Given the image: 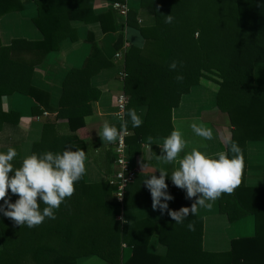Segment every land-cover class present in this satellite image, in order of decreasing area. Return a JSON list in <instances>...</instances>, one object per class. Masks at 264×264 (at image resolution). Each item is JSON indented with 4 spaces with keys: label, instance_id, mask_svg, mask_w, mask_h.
Instances as JSON below:
<instances>
[{
    "label": "trees",
    "instance_id": "16d2710c",
    "mask_svg": "<svg viewBox=\"0 0 264 264\" xmlns=\"http://www.w3.org/2000/svg\"><path fill=\"white\" fill-rule=\"evenodd\" d=\"M114 1L125 2L36 0L32 22L42 38L15 37L9 44H3L0 38L2 141H20V136L8 130L17 127L20 111H4L1 103L2 96L18 93L31 99L35 114L55 112L53 119L44 121L30 155L45 151L62 153L69 146L90 154L89 134L82 136L87 127L84 118L92 113L90 102L100 96L91 79L110 65L94 35L89 33L86 37L91 47L83 64L67 70L55 108L50 105L49 92L34 82V72L49 54L59 50L63 39L77 38L73 21H98L103 32L115 29L113 9L95 11L97 4ZM23 4V0H0V16L22 10ZM140 5L153 10V24L142 25L129 11L125 19L127 30L119 33L114 43L118 51H123L125 41L129 44L122 54V91L128 101L123 120L113 124L119 130L127 121L125 142L129 156L138 154L141 146L149 143L147 137L153 138L152 144L155 137L171 133V110L179 104L182 94L202 80L215 82L217 106L228 114L234 127L225 152L231 156L230 144L235 141L244 154L248 138L264 137V86L254 83L252 71L255 61H264V0H140ZM166 15L174 17L172 23L165 22ZM173 60L178 62L175 71L169 69ZM177 75L184 77L182 82L175 79ZM142 105L146 106L143 124L133 128L127 110L137 111ZM93 147L92 150H98L93 156L95 162L110 176L116 170L113 151L106 152L100 163L103 145ZM11 163L19 168L22 159L17 156ZM152 174L159 177V173L141 172L134 180L147 179ZM168 174V193L174 197L168 201L169 208L190 207L195 198L186 199V191L174 186L171 173ZM243 174L244 167L240 185L233 194L222 193L217 199L219 210L230 220L243 213L235 209L241 205L242 193L254 191L242 183ZM129 184L123 202L119 203L108 179L89 183L83 175L74 184L71 198H65L55 210L56 218H46L33 228L20 227L0 213V264H77L78 258L89 255L108 264H264V235L258 224L253 236L234 239L231 248L222 252L202 248L203 222L196 214L189 215L183 224H175L166 212H160L158 222L140 219L122 225L117 215L123 208L135 203L152 204L149 189L141 198L133 192L131 196ZM9 196L13 203L19 198L10 190ZM45 206L40 204L41 211ZM190 222L195 223L194 231L187 228ZM152 235L165 247L163 254L150 250ZM122 244L126 245L127 254Z\"/></svg>",
    "mask_w": 264,
    "mask_h": 264
},
{
    "label": "crops",
    "instance_id": "0c3cea01",
    "mask_svg": "<svg viewBox=\"0 0 264 264\" xmlns=\"http://www.w3.org/2000/svg\"><path fill=\"white\" fill-rule=\"evenodd\" d=\"M35 1L23 0L24 8L22 10L0 16V38L3 44H9L15 37L32 40L42 38L41 32L34 26L31 19V16H34L32 14H35ZM125 3L128 6L127 14L129 11H132L142 25L153 24L155 17L151 8L141 7L140 0H125ZM110 9L108 2L97 4L95 7L96 13L106 12ZM114 12L115 29L107 32H103L101 24L98 21L90 23L73 21L72 23L77 29V38L75 40L69 38L63 39L59 44V50L54 54H49L41 64L36 66L34 72V82L40 88L49 92L50 105L55 108L67 70L72 67H80L90 52L91 45L86 41L89 33L94 35L107 61L110 63L109 66L102 68L91 79L92 84L100 90V96L98 99L90 102L92 113L88 117H91V119L85 121L87 127L82 132V136L89 134L87 140L90 145L88 148L90 154L86 155L84 161V176L89 183H101L108 178L94 160L93 156L97 154L98 150H92L95 144L103 145L101 147L102 156L100 159V163H102L104 154L113 148V142L102 141L98 135L102 130L103 123L108 121L114 124L122 121L117 119L115 115V96L123 87V81L120 78V74L123 71V57L115 56L118 50L115 48L114 43L119 33L123 34L127 29L125 27V20L121 19L116 11ZM8 18H10L9 22L12 24L17 25L18 22H23V26H31V33L16 35L13 30H17V28L1 27L3 20H8ZM125 43L128 42L125 41ZM252 71L254 83L264 86V61H255ZM216 95L217 85L215 82L202 80L200 83L193 85L188 92L182 94L179 104L171 110L172 131L176 128L182 131V139L187 141L185 151H190L192 147H198L200 144L207 145V148L199 150L209 157L215 158V153L226 151L227 142L231 138L234 127L230 122L228 114L218 108ZM1 103L4 111L17 109L21 115L17 127L15 129H8L10 133L15 132L20 136V141L10 144L0 139V152H6L9 147H13L18 153V157L22 159L30 155L32 143L39 139L44 121L47 118L53 119L55 112L51 113L45 110L47 114H35L33 108H31L33 106L31 99L18 93L2 96ZM136 112L143 120L146 106H139ZM193 121L211 128L214 138L212 140H203L196 136L190 128V124ZM167 136L155 137L152 144H143L138 154L131 155L130 161L137 168V175L141 172L159 173L160 168H164L168 173H172L173 170L179 168L178 161L172 164H163L156 158L162 154L160 145L163 144V139ZM243 156L245 161L242 183L254 190L250 192L246 191L247 193L243 192V196H240L241 205L235 209L243 213L234 218V220H230L225 213L219 210L218 200L212 202L210 209L198 208L196 213L197 216L202 218V248L206 251L222 252L229 250L231 248V241L234 239L253 236L257 224L260 232L264 235V137L248 138L245 142V153ZM141 163L148 164V166L142 169ZM144 180L136 179V181L134 180L129 184L128 189L131 196L133 193L136 197L140 196L141 198L144 196V192L148 190L143 183ZM255 213H257V216H255ZM119 216L121 217L120 220ZM159 218L160 211H154L152 204L139 203L123 208L117 215V219L122 225H127L140 219L158 222ZM149 241L151 251L160 254L165 252V247L158 242L155 235H152ZM122 246L124 247V253L127 254L128 249L126 245L122 244ZM1 247L2 237L0 232ZM262 256L264 260V254ZM100 260L102 259L94 255L83 256L77 259V264H108L104 260Z\"/></svg>",
    "mask_w": 264,
    "mask_h": 264
},
{
    "label": "clouds",
    "instance_id": "9594fccd",
    "mask_svg": "<svg viewBox=\"0 0 264 264\" xmlns=\"http://www.w3.org/2000/svg\"><path fill=\"white\" fill-rule=\"evenodd\" d=\"M173 19L172 15L165 16L166 23H172ZM177 67L178 62L175 60L169 64L172 71ZM175 79L182 82L184 77L177 75ZM127 116L130 117L133 128L142 126L143 120L134 108L127 110ZM84 119L88 121L91 117L86 116ZM126 128L127 121L121 124L119 130L105 121L98 135L102 141L115 142ZM190 128L203 140L214 138L213 130L202 123L193 121ZM182 135L179 128L174 129L163 139V144L160 145L162 154L156 158L163 164L179 162V168L173 170L170 177L174 186L186 191V199L195 198L191 206L181 207L179 210L169 208L168 201L174 197L168 193L166 178L169 174L164 168L159 169V177L152 174L143 182L150 190L153 210H159L161 214L166 212L175 224H183L189 215L197 213L198 208L210 209L212 202L220 198L222 193L233 194L240 185L244 167L243 150L238 142H231V156L228 152H217L213 158L199 150L207 148L206 144L185 151L187 141L182 139ZM152 139L151 136L147 137L149 144ZM17 156L18 153L13 147H9L6 152H0V201H3L0 204V213L20 227H37L46 218L55 219V210L59 209L65 198H71L74 194V184L85 174L86 152L79 147L73 150V146H69L62 153H33L23 157L21 166L15 168L11 162ZM147 166L148 164L141 163L142 169ZM9 190L11 194L19 197L14 203L11 202ZM41 203L46 205L42 211ZM187 228L194 231L195 223H188Z\"/></svg>",
    "mask_w": 264,
    "mask_h": 264
},
{
    "label": "built area",
    "instance_id": "2783aa9c",
    "mask_svg": "<svg viewBox=\"0 0 264 264\" xmlns=\"http://www.w3.org/2000/svg\"><path fill=\"white\" fill-rule=\"evenodd\" d=\"M109 5L111 9L118 13L121 19L125 20L128 11V6L125 2L114 1L112 3H109ZM128 46L129 44L125 43L123 45V51H117L115 53V56H122L123 52L127 50ZM124 76L125 72L123 70L120 74L121 80H123ZM127 101V96L122 90L115 96V115L119 120H123ZM42 114H47V112L43 111ZM126 135L127 131H124L122 136H119L117 140L113 142V161L116 166V170L107 178L109 183L112 184L115 188V190L113 191V195L119 203H122L124 200V192L126 186L135 179L138 172L137 168L132 165L130 161L127 144L125 142ZM120 219L121 217L119 216V220Z\"/></svg>",
    "mask_w": 264,
    "mask_h": 264
},
{
    "label": "rangeland",
    "instance_id": "374dc122",
    "mask_svg": "<svg viewBox=\"0 0 264 264\" xmlns=\"http://www.w3.org/2000/svg\"><path fill=\"white\" fill-rule=\"evenodd\" d=\"M32 15H34V13ZM7 17H9V16H7ZM31 19H32V16H31ZM9 21H10V18H8V20L7 19L3 20V22L1 23V27L7 26V27H11V28H14V27L17 28V30H13V32H15L16 35H19V34L22 35V34H28V33L30 34L31 33L30 32L31 26L25 27V26H23V22H18V24L15 25V24L10 23ZM115 109H116V107H115ZM99 259H101V258H99ZM100 261H102V260H100Z\"/></svg>",
    "mask_w": 264,
    "mask_h": 264
}]
</instances>
